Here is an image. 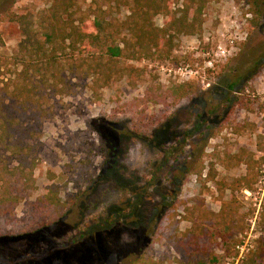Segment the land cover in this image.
Returning a JSON list of instances; mask_svg holds the SVG:
<instances>
[{"label": "rangeland", "instance_id": "1", "mask_svg": "<svg viewBox=\"0 0 264 264\" xmlns=\"http://www.w3.org/2000/svg\"><path fill=\"white\" fill-rule=\"evenodd\" d=\"M170 2L180 18L184 0ZM89 3L78 2L76 17L93 19ZM49 6L50 0H0V59L16 53L18 20L38 23ZM261 6L264 0H206L194 28L167 32L168 56L152 51L111 63L106 84L101 75L74 79L70 96L59 97V110L42 126L28 198L55 185V222L0 243V264H180L169 238L190 228L187 210L201 205L217 216L223 201L238 214L231 251L219 246L215 256L219 264H251L264 237ZM102 11L113 25L128 16L112 5ZM166 21L159 15L153 24L162 29ZM179 87L182 98L171 95ZM177 144L182 150L156 172L158 182L146 184L159 158L150 148ZM247 175L254 179L249 189L241 182ZM23 214L20 204L15 215Z\"/></svg>", "mask_w": 264, "mask_h": 264}, {"label": "trees", "instance_id": "2", "mask_svg": "<svg viewBox=\"0 0 264 264\" xmlns=\"http://www.w3.org/2000/svg\"><path fill=\"white\" fill-rule=\"evenodd\" d=\"M79 1L50 0L38 23L19 19L22 38L16 53L0 59V243H16L55 222L60 204L55 185H48L44 195L33 202L28 198L35 185L42 126L59 110V97L70 96L76 86L72 81L101 75L106 84L110 77L104 67L111 63L136 60L137 55L152 51L168 56L173 43L167 32L171 28H194L206 2L184 0L182 16L175 19L171 0H89L91 19L88 14L76 17ZM111 5L128 12L120 25L104 19L102 8ZM257 12L264 16V7ZM159 15L167 18L162 29L153 24ZM122 32L126 34L119 44ZM185 93L179 87L171 95L182 98ZM148 100L159 103V99ZM108 146L111 157L114 146ZM176 149V145L151 147L153 155H159L152 166L176 157ZM241 182L249 189L254 179L250 181L247 175ZM20 204H25V214L17 218L15 210ZM228 204L222 202L217 216L207 214L201 205L187 210L190 228L179 237L171 234L169 238L180 264H219L217 247L221 246L222 252L231 251L233 219L238 209L226 208ZM255 251L249 260L261 264L264 237L257 241Z\"/></svg>", "mask_w": 264, "mask_h": 264}, {"label": "flooded vegetation", "instance_id": "3", "mask_svg": "<svg viewBox=\"0 0 264 264\" xmlns=\"http://www.w3.org/2000/svg\"><path fill=\"white\" fill-rule=\"evenodd\" d=\"M176 147H177V149H176L177 152H179L180 150H182L180 144H177ZM169 155H170V154H169ZM164 165H165V163H163V161H162V163H159V162H158V163L154 164V165L152 166V167L154 168V172L152 173V175L149 176V178L145 181V183H146V184L157 183L158 180H157V178H156V176H157L156 172L159 171V170H158V167H163ZM160 169H161V168H160ZM142 194H143V193H142Z\"/></svg>", "mask_w": 264, "mask_h": 264}, {"label": "built area", "instance_id": "4", "mask_svg": "<svg viewBox=\"0 0 264 264\" xmlns=\"http://www.w3.org/2000/svg\"><path fill=\"white\" fill-rule=\"evenodd\" d=\"M222 54H224V52H222Z\"/></svg>", "mask_w": 264, "mask_h": 264}]
</instances>
